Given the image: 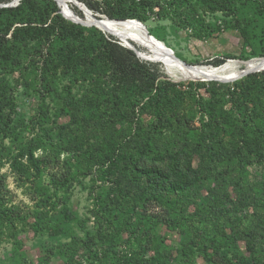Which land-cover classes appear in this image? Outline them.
Listing matches in <instances>:
<instances>
[{
	"label": "rangeland",
	"instance_id": "obj_1",
	"mask_svg": "<svg viewBox=\"0 0 264 264\" xmlns=\"http://www.w3.org/2000/svg\"><path fill=\"white\" fill-rule=\"evenodd\" d=\"M78 1L95 18L106 16L95 5L99 2L103 8L101 0ZM234 2L235 9L231 11L206 8L198 2L203 26L197 31L156 17H150L145 25L188 64L216 66L230 59L260 57L264 47V15L255 8L258 3L264 5V0ZM71 8L82 13L74 5ZM237 20L248 32L246 42L231 29ZM85 27L84 37L97 33L95 26ZM194 32L201 36H195ZM61 41L48 50L36 40H5V45L11 48V57L5 59L0 54V116L11 128L8 137L0 135V154H3L0 188L3 206L10 208L14 216L23 218L13 227H0V264H224L222 255L231 264H247L248 260L264 264V242L255 241L251 233L239 232L242 226L236 228L242 222L253 223L254 216L264 212V162L250 161L243 168L237 164L223 169L227 172L223 177L230 184L240 181L241 186L236 189L241 193L239 205L242 206L234 211V223L224 225L229 236L215 234V242H208L209 252H217L211 259L198 249L197 240L207 231L208 224L201 222L205 227L195 224L199 218H187L185 212L182 214L187 220L179 219V206L175 207L176 211L154 203L128 210L107 209L104 196L111 184L100 177L95 165L78 169L70 144L76 135L78 114L92 117L96 109L103 115L116 111L121 114L123 106H113V100L107 97L111 92L104 84L96 83V75L89 67L77 63L75 58L65 62L66 54L61 50L65 46ZM60 55L63 57L57 58L55 69L53 60ZM153 63L158 65L163 77L176 80L161 62ZM96 93L99 94L97 105H93L92 94L96 96ZM27 143L39 147L35 156L44 161L41 172L28 178L10 166V156ZM71 174L72 179L65 182V176ZM205 192L203 189L202 194L194 192L187 197V211L194 213V206H200ZM236 194L232 191L234 198ZM62 206L72 213L69 221L59 212ZM127 221L134 226L124 227ZM198 228H202L201 232Z\"/></svg>",
	"mask_w": 264,
	"mask_h": 264
},
{
	"label": "trees",
	"instance_id": "obj_2",
	"mask_svg": "<svg viewBox=\"0 0 264 264\" xmlns=\"http://www.w3.org/2000/svg\"><path fill=\"white\" fill-rule=\"evenodd\" d=\"M194 1L101 0L103 8L99 2L95 5L110 19H137L146 24L150 17H156L194 31L203 26L198 2L210 9H235V0ZM73 10L83 17L80 11ZM255 10L264 15L263 4L258 3ZM3 15L5 19L1 18ZM93 29L98 36L95 33L84 37L86 27L64 18L54 0H20L15 6L0 7V54L5 59L11 57V48L5 45V40H36L48 50L62 40L65 62L75 58L77 63L89 67L96 75V83L104 84L111 92L107 97L113 100V106H123L121 114L116 111L103 115L96 109L92 117L76 116V135L70 151L78 169L95 165L100 177L111 184L104 196L108 210H128L154 203L176 211L175 207L179 206V219L199 218L195 224H208L207 231L197 240L198 249L211 259L217 252H209L208 242H215V234L229 236L224 225L234 223V211L242 206L239 205L241 193L236 189L241 186L240 181L230 184L223 177L227 175L223 169L237 164L243 168L250 161L264 162V70L226 83L173 81L162 76L156 63L141 60L122 46L112 33L108 34L117 39L108 38L96 27ZM231 29L246 42L248 32L239 20ZM149 33L164 42L150 30ZM198 33L194 35L200 37ZM262 49L258 56H264ZM60 57L63 55L53 60L55 69ZM98 96L92 94L91 104L97 105ZM10 131L6 119L0 116V135L8 137ZM37 148L32 143L19 146L16 154L10 156L11 168L26 178L39 174L44 161L35 156ZM1 157L3 154L0 160ZM70 179L72 174L65 176L64 181ZM203 189L206 192L200 206H194V213L187 211V197L194 192L202 194ZM232 191H236V198ZM3 198L0 188V227H13L23 218L14 216L10 208L3 206ZM59 212L64 220L72 217L67 206H62ZM45 213L49 212L45 210ZM254 217L251 224L240 220L242 224L236 228L242 226L239 232L246 231L255 241L264 242V212ZM125 224L124 227L134 226L129 221ZM139 226L140 223L135 226L137 231ZM198 229L201 232L202 228ZM220 258L224 264H231L227 256ZM247 264L254 262L248 260Z\"/></svg>",
	"mask_w": 264,
	"mask_h": 264
},
{
	"label": "bare ground",
	"instance_id": "obj_3",
	"mask_svg": "<svg viewBox=\"0 0 264 264\" xmlns=\"http://www.w3.org/2000/svg\"><path fill=\"white\" fill-rule=\"evenodd\" d=\"M56 1L68 17L86 23L94 22L103 31L115 35L118 40L133 45L139 55H143L142 52L145 51L146 53L153 52L160 57L163 56L164 59L161 63L164 65L166 71L176 80L215 78L232 81L234 77L241 75L244 69H264V58L259 57H254V59L248 62H239L241 59H230L216 66L204 64L193 67L192 65L182 64L172 58L169 51L161 42H157L153 38L148 37L147 33H150L146 32L144 27L138 22L124 19H109L104 16L99 17L100 19L96 18V21L93 15L85 10V5L77 2V0ZM72 5L82 11L83 17H80L71 8Z\"/></svg>",
	"mask_w": 264,
	"mask_h": 264
},
{
	"label": "water",
	"instance_id": "obj_4",
	"mask_svg": "<svg viewBox=\"0 0 264 264\" xmlns=\"http://www.w3.org/2000/svg\"><path fill=\"white\" fill-rule=\"evenodd\" d=\"M19 1H20V0H12L10 3H6V4L0 2V7H2V6H15V5H17V4L19 3ZM54 1H56V0H54ZM77 2H80V1L77 0ZM56 3H57V5L60 7V13L62 14V16H63L64 18H66V19H68V20H70V21H72V22H74V23L81 24V25H83V26H91V25H93V26H95L96 28H98V29H100L101 31H103V30H102L97 24H95L94 22L86 23V22L77 21V20H75V19H72V18L68 17V16L65 14L64 10L62 9V7L59 5V3H58L57 1H56ZM81 3H82V2H81ZM84 7H85V10L89 11L90 14L93 15L92 12H91L86 6H84ZM79 10H80V9H79ZM93 17L95 18L96 16L93 15ZM104 17H105V18H108L107 16H104ZM109 19H110V18H109ZM95 20L97 21L96 18H95ZM124 20L136 21V22H138L139 24H141V25L144 27V29L146 30V32H149V30H148V28L146 27V25H145L144 23H142L141 21L137 20V19H124ZM147 36L153 38V39H154L155 41H157V42H161L162 45H163V46L169 51V53H170V55L172 56V58L175 59L176 61H178V62H180V63H182V64H187V65H190V66L192 65L193 67L196 66V65H194V64H188V63H186L185 61H183L182 59H180L179 57H177V56L175 55L173 49H171L170 47L166 46V44H165L163 41H159V40H158L157 38H155L153 35L148 34V33H147ZM114 37H115V36H114ZM118 41H119V43H120L122 46H124V47H126V48L132 50V51L135 53V55H136L139 59H141V60H144V61H150V62H162L163 59H164L163 56L160 57V56H158L157 54H155V53H153V52H151V53H146V52L144 51V52H142L143 55H139V54L137 53V51L135 50V48L133 47V45H130L129 43H124V42H122L121 40H118ZM259 58H264V56H260ZM252 59H254V58H250V59H247V60H239V62H248V61H250V60H252ZM233 60H234V59H233ZM262 70H264V69H252V68H251V69H244V72H243L241 75H238V76L234 77L232 81H226V80H223V79H215V78H208V79H201V80L198 79V80H200V81L215 80V81L224 82V83H225V82H233V81H235V80H238V79L242 78L243 76H245V75H247V74H249V73H252V72H258V71H262ZM189 80H193V79H189ZM175 81H181V80H175Z\"/></svg>",
	"mask_w": 264,
	"mask_h": 264
}]
</instances>
